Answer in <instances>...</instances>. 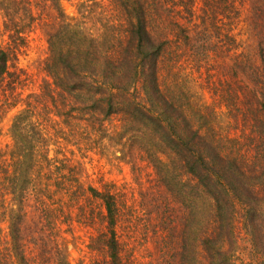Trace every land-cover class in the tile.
<instances>
[{"label":"rangeland","instance_id":"374dc122","mask_svg":"<svg viewBox=\"0 0 264 264\" xmlns=\"http://www.w3.org/2000/svg\"><path fill=\"white\" fill-rule=\"evenodd\" d=\"M29 1L33 18L25 1L0 0V48L12 46L3 28L7 22L3 5L16 10V26L26 33L11 62L13 76H5L0 86V161L5 164L4 176L0 173V264H108L101 246V206L98 200L78 196L71 189L73 176L97 188L105 182L115 185L120 199L117 234L123 264H207L201 241L215 231L212 200L193 180L179 176L178 169L172 174L158 171L168 165V151L153 124L128 121L121 114L100 125L88 115L75 118L70 114L65 122L63 113L71 97L64 101L52 94V75L62 74V58L80 61L84 67L87 55L117 57L118 42L125 44L128 29L120 3ZM251 2L248 15L255 30L248 38L253 48L248 63L260 68L264 0ZM40 14L46 18L40 19ZM186 18L181 12L176 18L168 14L166 20L169 24L176 19L187 35H194L200 29L194 24L198 20L191 27ZM196 38L203 47L197 53L184 43L171 41L165 46L157 69L160 91L193 128L218 142L222 151L229 152V138L244 144L242 149L254 145V134L244 126V116L251 115L249 108L262 110L263 93L252 76L238 69V58L227 43L211 39L215 45L210 47L201 35ZM127 54L122 51L114 59V67L129 72L127 79L134 80L139 89L128 58H123ZM233 91H241L243 98L237 117L225 105ZM12 98L16 103L8 107ZM18 117L16 143L13 123ZM54 155L55 160L50 161ZM64 157L71 164L66 177L55 168ZM153 159L161 161L157 168ZM54 179H61L70 190L56 187ZM255 192L261 199L264 188L258 186ZM257 203L256 225L246 228L242 216L233 213L227 227L215 235L223 238L216 246L228 255L225 264H256L255 250L264 249V201Z\"/></svg>","mask_w":264,"mask_h":264},{"label":"trees","instance_id":"16d2710c","mask_svg":"<svg viewBox=\"0 0 264 264\" xmlns=\"http://www.w3.org/2000/svg\"><path fill=\"white\" fill-rule=\"evenodd\" d=\"M18 1L20 0H10L13 3ZM23 1L28 4L30 18H33L31 1ZM114 1L120 3L122 14L128 22L127 34L123 40L125 44L122 45V41L118 42L117 46L121 49L119 47L117 57L105 54L97 58L87 55L84 67L80 61L73 62L62 58L60 65L62 74L55 72L52 75L54 82L51 86L52 94L59 95L64 101L65 97H71L66 103L68 109L63 113L66 116L64 121L67 120L68 115L70 117L73 115L75 118L88 115L89 119L96 120L100 125L112 115L121 114L128 121L153 124L168 151V169L166 166L158 171L161 173L168 170L172 174L173 170L178 169L179 176L193 180L194 185L211 198L215 231H209L211 233L203 237L201 244L206 253L207 264H225L229 257L224 250L216 246L223 238H216L215 235L218 236V233L227 227V222L233 213L242 216V224L246 228L256 225L255 219L259 209L257 201H264V194L260 199L259 194L255 192L258 186L264 188V176L263 179L260 178L261 171L264 175L262 147L264 145V59L260 58L263 62L260 68L256 65L251 68L248 63V54L253 51L248 38L255 30L248 15L251 0ZM197 3L199 5L195 7ZM1 8L7 18L3 28L8 32L12 46L0 48V86L5 76L9 78L13 76V71H10L11 62L15 57L16 48L25 42L26 36V33L16 26L14 20L17 18L16 10L4 5ZM181 12L186 13V22H191V27L195 20H198L194 24L200 26V29L194 35H187L183 23H178L176 19L168 24L166 20L168 14L176 18ZM39 16L40 19L46 18V15ZM196 35H201L202 42H208L210 47L215 45L213 42L210 43L211 39L221 44L227 43L234 58H238V69L241 72L245 70L247 76L248 74L252 76L254 83L263 93L262 110L255 112L249 108L251 115L247 117L246 114L245 116L242 114L245 120L244 126L254 134V145L252 143L251 146L242 149L244 144L242 145L235 138H229L232 141L229 152L222 151L218 142L210 139L199 128H193L185 115L180 110L174 109L172 101L165 98L160 91L157 84V69L159 58L166 50L165 46L171 41L184 43L197 53L203 47ZM209 50L213 51V48ZM122 51L128 53L123 58H128L130 73L136 77L135 82L139 84V89L136 88L134 80L129 82L127 79L129 72H121L119 67H114V59L120 57ZM147 96L160 107V110L152 105ZM226 99L229 100L225 103L226 107L229 108L232 116L237 117L236 112L242 110L241 91L231 92L230 97ZM10 100L7 102L8 107L16 103L15 98ZM19 118L13 123V137L16 143L19 142L15 134ZM255 155L259 156L256 160ZM55 158L54 155L50 161H54ZM66 159V157L59 159V166L66 171L63 172V169L55 165L56 170L64 177L71 171V164L67 163ZM157 160L153 159L156 168V165L161 163ZM4 172L5 164L0 161V173L3 176ZM73 178L75 183L71 189L78 196L85 195L89 199L99 201L101 206L99 215L104 223L101 246L106 252L107 263L123 264L117 234L120 199L115 185L105 182L97 188L91 184L84 185L76 176ZM54 185L58 188L62 186L66 192L70 190L69 186L61 183V179H54ZM253 259L256 264H264V249L255 250Z\"/></svg>","mask_w":264,"mask_h":264}]
</instances>
